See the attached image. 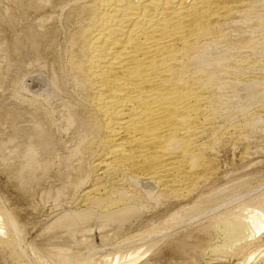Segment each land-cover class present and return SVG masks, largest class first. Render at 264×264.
Here are the masks:
<instances>
[{
	"label": "bare ground",
	"instance_id": "6f19581e",
	"mask_svg": "<svg viewBox=\"0 0 264 264\" xmlns=\"http://www.w3.org/2000/svg\"><path fill=\"white\" fill-rule=\"evenodd\" d=\"M28 1L35 10L56 1L63 6L60 10L65 9V19L77 23L66 65L72 72L71 89L76 95L74 101L66 103V125L81 135L71 157H89L90 171L96 178L121 177L131 188L128 191L117 186L121 189L116 198L107 194V186L84 189L80 193L88 208L62 216L57 224L68 228L70 236L88 226L103 230L117 224L125 229L140 222L149 203H181L198 190L197 201L186 207L191 219L220 210L235 189L201 190L202 183L216 172L215 162L206 158L204 150L207 142L224 132V126L220 132L218 120L228 123L226 137L247 132L233 116L247 112L245 117L252 120L255 111L247 107L253 105V99L264 98V0ZM0 17L7 20V11ZM37 30L26 32L27 43L36 52L42 34ZM54 40L47 42L53 45ZM3 57L0 46V60ZM56 77L45 85L46 101L55 97V89H64ZM41 79L33 77L29 84H21L25 87L21 86L22 90L34 96ZM242 103L247 107H241ZM12 130V138L1 146V156L8 159L21 188H27L38 170L47 169L46 164L41 168L40 161L52 144L33 113H18ZM254 201L258 211L246 216L225 208V213L210 217V228L223 241L213 251L228 255L235 244L254 240L264 231V194ZM178 214H172L159 228L136 231L137 235L126 238L122 247L147 241L149 245H174L179 256L188 250L201 251L196 242L188 243L191 232L175 235L165 228L183 220ZM197 231L206 233L204 228ZM0 247L12 249L19 259L26 256L19 245L16 224L8 215L0 218ZM67 252L54 247L56 264H135L139 258L137 253L132 256L118 251L109 261L74 263ZM253 259L250 253L240 264H250Z\"/></svg>",
	"mask_w": 264,
	"mask_h": 264
},
{
	"label": "rangeland",
	"instance_id": "374dc122",
	"mask_svg": "<svg viewBox=\"0 0 264 264\" xmlns=\"http://www.w3.org/2000/svg\"><path fill=\"white\" fill-rule=\"evenodd\" d=\"M52 2L50 6L42 8L41 11L35 10L33 4L28 0H0V15L5 11L8 14L7 20H2L0 17V46L4 53V60H0V218L4 220V217L8 215L14 220L19 234V245L26 255L19 259L12 249L0 247V264H38L37 262L56 264L59 261L52 254V250L56 246L68 249L67 258L74 263L85 262L83 260L86 259L92 262L109 261L111 256L120 251L124 254L132 253V256L137 253L139 258L135 264H212L215 262L240 264L250 253L254 254V259L250 264H264L262 258L264 255V231L254 240L239 245L235 244L232 251L229 250L231 252L228 251L229 253L226 255V252L224 254L222 251H213L220 248L223 241L208 223L212 219L210 217L225 213L227 209L236 211L235 213L243 216L252 210L258 211L254 206V200L264 194V98L262 96L253 99L250 103L253 105L250 108L245 103L240 105L241 107L246 106L250 111H255V117L253 116L252 120L245 117L247 112H240L233 116L234 121L246 127L247 132L241 133L240 136L234 134L237 135L236 137H226L224 132H227L228 123L221 119L218 120V124H222L218 125L221 128L220 132L224 126V132L220 133L221 139L220 135L213 142L206 139V142L209 141L207 142L209 145H207L208 150L205 146L204 153H207H205L207 159L211 158L209 161L213 159L211 162L213 164L215 162L214 171L216 172H214L213 178L210 177L212 179H207L205 184L202 183L201 190H205L204 193H209L211 190L220 192L225 189H235V191H230V198L222 202L223 204L221 203L220 210L216 209L217 213H214L215 210L212 211V214L206 212V215L202 213V215L190 218L187 208L197 201L198 190L194 193L196 196L192 194L190 195L192 199L188 196V201L185 198V201L183 200L181 203L173 201H167L165 204H160L161 202L149 203L143 211L144 214L142 213L140 222H137V225H127L125 229L117 224L103 230L88 226L84 232L70 236L68 228H61L57 224L62 216L85 211L88 208L86 201L81 196L84 189L97 185L107 186V194L116 198L119 196V189L124 188L130 191L131 188L127 183L124 185L126 181L121 177H118V180L111 177L110 181L107 180L108 177L96 178L95 173L90 171L91 160L89 157L80 159L71 157L72 151L76 149L77 144L79 145L81 135L78 130L75 131L66 125L68 124L65 119L66 103L76 99V95L71 89L72 72L66 65L70 52L69 41L75 35L77 23L75 19H65L67 18L64 13L65 9L63 8L64 12L62 9L60 10L63 6H59L56 1ZM32 28H38L37 31L42 33L38 42V52L33 51L26 40V32ZM258 37H255L254 40ZM51 39H55V44H48L47 40ZM55 75L58 80L61 79L59 81L62 82L64 89H60V92L59 89H55V97L46 101L45 85ZM37 76L42 78L37 84V89L41 88L42 90L38 89L34 96L27 91L24 92L25 89L22 90L24 86L21 84H29V81ZM51 101L52 103H50ZM246 107L244 111L247 110ZM24 112L34 114L42 126L43 133L52 144L51 149L40 161L41 168L46 164L47 169L38 170L27 188H21L9 169L8 159L1 156V146L14 134L12 128L15 116ZM222 122H225V125ZM89 173L92 175L90 176ZM104 182L106 183L104 184ZM110 186L111 189L108 188ZM112 189L114 193H112ZM115 193H118V196ZM175 213H179L178 216L180 215L179 218L183 219H180L183 222L170 223L172 228L170 224L165 228L175 235L176 233L179 235L191 232L188 243L192 245L196 242L195 244H199L201 247V251L188 250L184 256H179L173 250L174 245L165 244V242L149 245L146 243L147 241L135 243L132 248H130L131 246L122 247L126 238L130 239L140 231L161 227L164 222H169L170 216ZM199 228L206 229V233L197 231ZM34 253L41 254V258H36Z\"/></svg>",
	"mask_w": 264,
	"mask_h": 264
}]
</instances>
